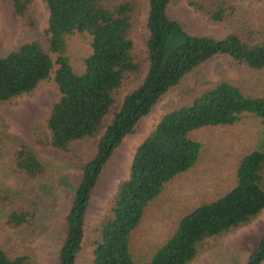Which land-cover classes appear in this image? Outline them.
Segmentation results:
<instances>
[{"label": "trees", "instance_id": "trees-1", "mask_svg": "<svg viewBox=\"0 0 264 264\" xmlns=\"http://www.w3.org/2000/svg\"><path fill=\"white\" fill-rule=\"evenodd\" d=\"M20 19V36L0 52V103L32 92L53 80L57 97L45 128L36 135L41 146L69 150L73 142L92 140L95 152L83 157L80 179L65 213L66 232L59 264H77L85 236V215L91 192L106 161L122 139L133 132L165 92L214 55L227 54L231 64L250 70L264 67V32L246 35L238 29L224 36L196 33L169 12L171 0H147L143 47L132 32L138 0H44V27L33 0H9ZM210 22L227 20L231 0H187ZM88 49L73 57L72 37ZM133 87L122 96L123 85ZM255 118L260 128L254 144L238 158L234 183L215 197L200 201L178 216L170 232L142 256L132 238L147 207L179 173L198 161L202 144L192 131L204 126L232 125ZM14 165L31 179L48 174L46 164L27 144L16 146ZM45 204L32 198L11 210L7 223L30 225ZM264 209V94L247 92L235 80L222 77L191 100L166 110L136 146L129 174L118 181L107 211L93 228L91 264H189L206 250L210 238L249 223ZM34 250L14 253L0 245V264H35ZM264 262V229L246 264Z\"/></svg>", "mask_w": 264, "mask_h": 264}, {"label": "rangeland", "instance_id": "rangeland-1", "mask_svg": "<svg viewBox=\"0 0 264 264\" xmlns=\"http://www.w3.org/2000/svg\"><path fill=\"white\" fill-rule=\"evenodd\" d=\"M231 16L212 23L197 12L187 0H171L169 12L196 33L224 36L238 29L259 36L264 32V0H231ZM139 13L132 38L143 47L147 31L145 20L147 0H138ZM39 24L47 23L48 12L44 0H33ZM20 19L9 0H0V52L7 50L20 36ZM88 49L80 37L71 40L70 51L77 57ZM227 77L237 81L245 91L264 94V67L250 70L231 64L227 54L214 55L187 74L182 82L168 89L152 106L148 114L138 120L133 132L127 134L106 161L91 192L85 215V236L78 252L77 264H91L94 238L93 228L107 211L108 203L119 180L129 174L136 146L153 129L168 109L191 100L214 81ZM133 87L131 81L122 87V96ZM57 97L53 80L42 81L30 93L21 94L0 103V245L14 253L17 249L34 250L35 264H59V247L66 232L67 212L74 189L80 179L83 157L95 152L92 140L73 142L67 151L41 146L36 135L45 128L47 112ZM260 128L253 117H245L232 125L204 126L192 131L201 144V154L193 167L177 174L153 202L135 230L132 248L135 253L150 255L173 228L178 216L194 204L209 200L234 183L238 158L254 144ZM25 143L46 164L48 174L31 179L14 165L13 152ZM32 198L45 204L43 214L30 225L15 227L7 223L8 213L28 204ZM264 229V209L249 223L221 236L210 238L206 250L189 264H246L247 256ZM144 253V254H143ZM264 264V262L262 263Z\"/></svg>", "mask_w": 264, "mask_h": 264}]
</instances>
